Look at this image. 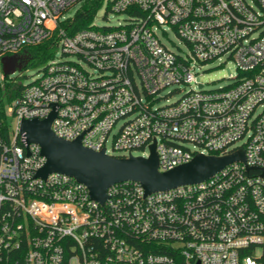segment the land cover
<instances>
[{
	"label": "built area",
	"instance_id": "built-area-1",
	"mask_svg": "<svg viewBox=\"0 0 264 264\" xmlns=\"http://www.w3.org/2000/svg\"><path fill=\"white\" fill-rule=\"evenodd\" d=\"M80 1L0 0V61L47 40L73 57L12 82L22 88L6 134L0 121V264H264V0H110L123 23L70 33L61 16ZM166 25L185 49L162 41ZM223 56L238 75L206 89L202 67ZM180 84L190 89L161 105ZM53 111L57 136L111 156L148 157L155 143L161 171L199 153L246 160L165 191L120 181L101 202L71 175H38L46 158L20 125Z\"/></svg>",
	"mask_w": 264,
	"mask_h": 264
},
{
	"label": "water",
	"instance_id": "water-1",
	"mask_svg": "<svg viewBox=\"0 0 264 264\" xmlns=\"http://www.w3.org/2000/svg\"><path fill=\"white\" fill-rule=\"evenodd\" d=\"M18 60L17 56H4L1 59L5 76L22 68L23 64ZM55 115L53 111L42 120L21 121L20 133L25 135L27 144H39L41 154L46 158L38 175L46 177L52 172L71 175L86 184L92 198L101 202L107 198V189L120 181H138L148 193L165 191L203 181L234 161L246 160L244 150L221 156L199 153L189 162L161 171L155 143L151 145L148 157L134 154L111 156L105 150L96 151L84 146L81 137L66 140L57 136L52 129Z\"/></svg>",
	"mask_w": 264,
	"mask_h": 264
},
{
	"label": "rangeland",
	"instance_id": "rangeland-1",
	"mask_svg": "<svg viewBox=\"0 0 264 264\" xmlns=\"http://www.w3.org/2000/svg\"><path fill=\"white\" fill-rule=\"evenodd\" d=\"M109 1L110 0H100V4L97 7L96 13L93 19L95 23L98 25H118L123 23L127 17V13H114L110 11L109 8ZM85 0L78 2L75 6L71 9L64 12L61 16L62 19H69L75 18L76 13L79 9L83 6ZM166 29L167 35L162 32V28L157 26V32L162 37V41L170 48L176 49L179 46L182 49H185V45L181 38L176 34V32L169 28L167 25L164 27ZM62 49L60 46L52 47L50 50V57L43 63L39 64H31L25 68L17 69L14 73L10 74L8 77L4 76L2 63L0 61V94L5 92V87L9 82H16L17 84L27 85L34 81V79L40 77L43 72L45 65L47 62L52 59H73L71 56H67L62 53ZM238 69L236 68V64L234 60L223 56L221 59H216L215 61H211L206 63L199 75V80L205 83L206 89H219L225 86H228L233 79L231 76L238 75ZM190 86L180 84V85H171L165 88L162 91V98H160L159 103L163 104H170L178 99H180L188 90ZM8 122L12 125L15 124L16 120L13 116H9ZM244 143V140L239 141V144ZM192 147V145H190ZM138 151H134V155H138Z\"/></svg>",
	"mask_w": 264,
	"mask_h": 264
},
{
	"label": "trees",
	"instance_id": "trees-1",
	"mask_svg": "<svg viewBox=\"0 0 264 264\" xmlns=\"http://www.w3.org/2000/svg\"><path fill=\"white\" fill-rule=\"evenodd\" d=\"M100 0H85V3L81 7V9L78 10V12L75 15V18H69L67 20H64L63 24L65 27L69 29L70 33H75L79 30L85 29L90 27L91 23L93 22L94 15L96 13L97 7L100 4ZM53 42L51 40H47L42 42L41 44H38L36 46H31L28 48V56L27 60L22 62L23 66L22 68L27 67L31 64H39L43 63L50 57V50H51V44ZM8 77V76H6ZM6 92H7V99H2L3 93L0 94V121L3 123V130L5 134L8 132V123L6 122V114H5V106L6 103H9L15 96L16 92H19L22 88V85H15L7 83L6 85ZM16 264H24L23 261H20ZM177 264H184V262L180 259L177 261Z\"/></svg>",
	"mask_w": 264,
	"mask_h": 264
},
{
	"label": "flooded vegetation",
	"instance_id": "flooded-vegetation-1",
	"mask_svg": "<svg viewBox=\"0 0 264 264\" xmlns=\"http://www.w3.org/2000/svg\"><path fill=\"white\" fill-rule=\"evenodd\" d=\"M18 59H19L18 61L21 63L27 60L25 57H18Z\"/></svg>",
	"mask_w": 264,
	"mask_h": 264
}]
</instances>
